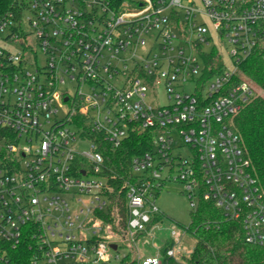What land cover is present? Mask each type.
<instances>
[{
    "label": "built area",
    "instance_id": "1",
    "mask_svg": "<svg viewBox=\"0 0 264 264\" xmlns=\"http://www.w3.org/2000/svg\"><path fill=\"white\" fill-rule=\"evenodd\" d=\"M214 51L221 70L205 60ZM257 51L264 0H133L117 10L107 0H19L16 11L0 8V264L25 261L22 249L27 264H111L120 243H129L130 262L189 264L177 228L165 254L133 249L162 223H153L163 215L156 200L169 182L184 186L192 209L212 203L241 224L247 244L264 247V191L232 125L257 94L240 70ZM160 86L167 103L153 105L149 94ZM134 133L152 138V149L132 159L123 188L102 147L116 150Z\"/></svg>",
    "mask_w": 264,
    "mask_h": 264
},
{
    "label": "trees",
    "instance_id": "2",
    "mask_svg": "<svg viewBox=\"0 0 264 264\" xmlns=\"http://www.w3.org/2000/svg\"><path fill=\"white\" fill-rule=\"evenodd\" d=\"M112 9L117 10L124 2L133 0H107ZM19 0H0L3 11H16ZM218 70L224 66L221 55L214 51L205 59ZM216 69L208 71L206 79L216 73ZM241 75L264 91V53L257 51L240 66ZM238 80V77H237ZM201 95V94H198ZM232 125L242 140L243 148L252 162V172L264 191V95L255 94L246 103L242 111L233 118ZM152 138L146 133H134L113 150L109 143L103 144L106 163L112 173L119 176L118 185L126 187L131 179V162L138 155L152 149ZM158 194L157 196H159ZM113 199V198H112ZM113 201V207L116 205ZM121 211L122 224L128 217L126 188L118 202ZM163 215L153 219L161 221ZM190 234L196 239L195 248L188 257L189 264H264V247L252 246L245 242L242 226L224 217L223 212L212 203L200 199L196 209H192ZM167 244L162 251L165 254ZM22 252L20 264H27L29 257ZM21 257V258H22ZM127 264H137L136 261Z\"/></svg>",
    "mask_w": 264,
    "mask_h": 264
},
{
    "label": "rangeland",
    "instance_id": "3",
    "mask_svg": "<svg viewBox=\"0 0 264 264\" xmlns=\"http://www.w3.org/2000/svg\"><path fill=\"white\" fill-rule=\"evenodd\" d=\"M11 48L14 50L16 49L14 46H11ZM220 48L227 66H231L232 61L227 54L226 47L221 45ZM38 54L39 64L42 65L44 62L43 54L41 52ZM187 91L190 92V85L187 87ZM257 94L263 96L264 91L261 92V90L257 88ZM149 99L153 105H165L167 103L166 90L164 87L160 86L159 89L156 90L155 94H149ZM156 204L163 214V221L160 223L159 227L154 228L150 233L140 237L138 242L133 245V249L136 252L135 256L142 255L146 257L162 254L166 240L170 238L171 229L177 228L179 233L176 239H180L181 241L178 248H180L181 252L185 256L190 257L195 248L196 239L191 234L182 236V232L180 230V228L189 227L192 213L191 202L187 193H185L184 186L176 182L167 183L158 196ZM128 244L129 243H120L121 248L118 253L121 258L119 260H113L111 264H121L124 255H128V258L123 260V264H127L128 262L134 260L133 257L131 258L132 251L128 247ZM112 255H116V253L112 252ZM138 260L139 259L137 258L136 261L138 262Z\"/></svg>",
    "mask_w": 264,
    "mask_h": 264
},
{
    "label": "water",
    "instance_id": "4",
    "mask_svg": "<svg viewBox=\"0 0 264 264\" xmlns=\"http://www.w3.org/2000/svg\"><path fill=\"white\" fill-rule=\"evenodd\" d=\"M112 247H113L114 249H116V246H115V245H113Z\"/></svg>",
    "mask_w": 264,
    "mask_h": 264
}]
</instances>
